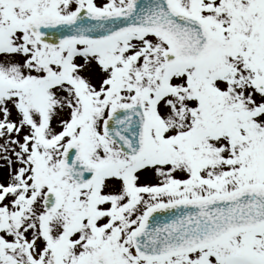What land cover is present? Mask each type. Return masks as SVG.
Here are the masks:
<instances>
[{
	"label": "snow or ice",
	"instance_id": "snow-or-ice-1",
	"mask_svg": "<svg viewBox=\"0 0 264 264\" xmlns=\"http://www.w3.org/2000/svg\"><path fill=\"white\" fill-rule=\"evenodd\" d=\"M0 264H264V0H0Z\"/></svg>",
	"mask_w": 264,
	"mask_h": 264
}]
</instances>
